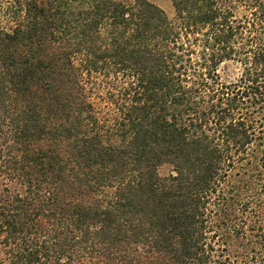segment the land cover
<instances>
[{"label": "trees", "instance_id": "trees-1", "mask_svg": "<svg viewBox=\"0 0 264 264\" xmlns=\"http://www.w3.org/2000/svg\"><path fill=\"white\" fill-rule=\"evenodd\" d=\"M172 3L11 4L0 264H264V0Z\"/></svg>", "mask_w": 264, "mask_h": 264}, {"label": "rangeland", "instance_id": "rangeland-1", "mask_svg": "<svg viewBox=\"0 0 264 264\" xmlns=\"http://www.w3.org/2000/svg\"><path fill=\"white\" fill-rule=\"evenodd\" d=\"M14 0H0V23L3 25L7 24V19L5 18L7 11L11 8V4ZM159 6H161L169 15V17L174 16V7L172 0H150ZM239 65L233 61H227L223 63L219 68V73L224 81L232 80L237 77L239 73Z\"/></svg>", "mask_w": 264, "mask_h": 264}]
</instances>
